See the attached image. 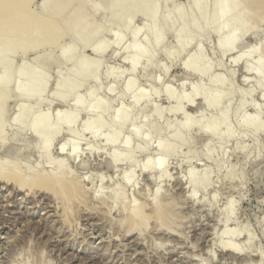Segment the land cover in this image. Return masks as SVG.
<instances>
[{"label": "rangeland", "instance_id": "374dc122", "mask_svg": "<svg viewBox=\"0 0 264 264\" xmlns=\"http://www.w3.org/2000/svg\"><path fill=\"white\" fill-rule=\"evenodd\" d=\"M77 1L83 3L77 7ZM77 1L61 7L62 15H52L54 22L66 21L68 14L81 12L83 5L89 8L97 0ZM41 2L31 0L21 12L39 15ZM107 3L97 17L86 14L76 19L74 28L62 36L53 27L56 35L51 30L50 37L39 38L44 29L38 21L33 22L35 32L30 38L22 30H12L11 23L3 28L11 25L15 34L0 37V77L6 78L0 97L14 95L6 98L0 112L4 128L0 167L7 171L15 164L27 182L53 175L62 181L59 188L70 183L75 193L79 190L75 195L71 191V195L55 197L29 187L19 191L13 183L0 180V264H264V85H256L251 64L247 73L246 61L231 62L235 53L244 54L255 46L254 61L261 65L264 78V3L253 6L258 11H248L247 1L238 0L233 15L231 0H201V17L198 11L190 13L189 0H146L150 7L156 5L157 23L151 24L134 11L113 35L114 17H109ZM244 12H250L249 18ZM183 18L190 21L185 25L190 38L179 48L173 33L177 26L167 25ZM72 31L77 38H72ZM233 33L243 35L230 51L219 48V42ZM155 34L164 40L146 50L156 56L152 67L146 68L143 41ZM135 36L141 38L139 49L130 48ZM199 45L202 60L198 69L204 74L197 76L182 63ZM131 60L138 61L133 71L128 66ZM79 68L94 70L96 80L77 73L72 87L52 100L50 96L59 88L56 79ZM24 69L46 70L48 80L33 89L29 82L13 87L14 77ZM111 71L121 74L114 79ZM218 74L217 86L223 85L231 95L222 94L207 108L203 98L213 97L218 89L209 79ZM127 82L134 87L132 94L146 91L137 103L130 99L131 93L122 91ZM168 90L172 91L169 100ZM96 103L99 109H82L83 105L92 109ZM21 111L25 114L16 119ZM119 111L126 117L116 122ZM73 114L72 124L61 121L57 135L45 145L28 129L31 124L50 129L56 125L55 116L64 119ZM43 115L49 116L47 123L40 120ZM185 120L189 126L181 130ZM251 121L261 126L259 133L251 129ZM86 123L100 126L85 132ZM213 128L217 132L227 128L229 133L220 132L214 139L202 135ZM141 130L150 132L148 151L128 153L123 143L135 139V132ZM175 131H181L182 142L174 153L159 155L155 143ZM71 135H76L77 142H72ZM112 136L115 143H107L106 137ZM74 144L77 152L72 155ZM137 144L132 141L133 146ZM44 148H48L47 157L41 155ZM111 151L127 155V160L111 166L107 157ZM160 157L163 163L155 169ZM144 161L150 162L152 170L141 169ZM130 172L132 179L126 183L124 176ZM153 172L160 177L154 201L157 177ZM205 180L207 186L202 188ZM153 205L159 206V212H153ZM229 206L232 216L228 221ZM133 207L141 212L138 218L129 216ZM220 237L251 254L255 251L261 259L249 253L229 257L217 245Z\"/></svg>", "mask_w": 264, "mask_h": 264}, {"label": "bare ground", "instance_id": "6f19581e", "mask_svg": "<svg viewBox=\"0 0 264 264\" xmlns=\"http://www.w3.org/2000/svg\"><path fill=\"white\" fill-rule=\"evenodd\" d=\"M30 1L31 0H0V37H2V39L12 35L14 33V32H12V30H14V31L15 30H17V31L18 30H22L24 32V35L27 37V34H29L28 38H30L29 36L33 32L34 26L37 24L36 21H38V24L39 25L41 24L40 25L41 28L44 29V30H42V31H44V32H42L44 35H40V37L37 35L39 38H41V36H42V38H46V36L50 37L51 35L48 36V33L51 32V30L54 31V32L52 31L54 34H55V30H56V34H57V31H58V33H59L58 35L62 36V34L66 33V32L68 33L70 31V29L72 30V28H74V24L76 22V19H80L81 17L85 16L86 14L89 15L88 18L90 16L97 17V15H99V13L101 11L102 6L105 4L106 1L108 2L107 3L108 5L106 6L107 7L106 9L110 13L109 17H111V18L114 17L113 18V24L111 22L112 31H110V33L112 35L116 31H118L120 29L121 25L125 21H127V20H125V19H127L126 17L131 15V13L134 12V11H136V14H134V15H139L141 17L148 18V20L150 21L151 24L157 23V21H158L157 20L156 5H153V6L150 7V4L146 3V0H139V1H133V0H97L89 8H87V7H85L83 5L84 9L81 10V12L80 11H76V13L74 15H73V13L71 14L72 16L70 14H68L70 16V18L68 17L69 19L67 18L66 21L65 20H61L62 23H60V22H56L55 23L54 19H53L54 17H52V15L54 16V15H57V14L58 15L61 14V13H59L61 11L60 9H62L61 7L64 6V8H65V6H66V8H67V6L75 5V2L77 0H42V2L40 4V8L42 10L41 13L39 15H34L33 13L30 12L34 16H32L31 14L25 13V11L21 12V10H22L21 8L25 7V5L27 3H29ZM213 1H214V3H218L221 0H213ZM246 1H247V4H248V9H247L248 11H251V10H253V11L257 10L258 11V9H254L253 6H256L257 3H259L260 6H262L263 3H264V0H246ZM200 2H201V0H189L190 13L198 11V6H199L198 3H200ZM82 3L77 1L76 2V6L78 7ZM238 4H239L238 0H231L230 9H232L233 15H236V12L238 11V8H239ZM120 8H122L123 11H121ZM177 9L179 10V8H177ZM45 10H49V11L45 12ZM62 11H63V13H65L64 10H62ZM27 12L29 13L28 10H27ZM198 12H200L199 15L201 17L204 16V12H202V10H199ZM103 13H104V10H103ZM223 13H225V12L223 11ZM249 13L250 12H248V14H246V12H244V14L246 15L247 18H249V16H250ZM60 18H61V16H60ZM253 18H255V17H253ZM184 19L185 18H183L182 20H180L178 22H168V25H167L168 28H171L173 26V24L177 26L173 30V33H174V37L178 41L177 44H178L179 48H182V47L186 46V44L188 43L189 38H190V35L185 30L186 20H188V19L187 18H186V20H184ZM92 20H93V18H92ZM254 21H252L251 26L254 25V23H255ZM33 22H35L36 24L34 25ZM93 22H94V20H93ZM7 23H9V24L11 23L12 24V27H13L12 30H10L11 29V25L9 26V29H6V30L4 29L5 31L3 30V28H6L5 24L7 25ZM53 23H55L56 25H54ZM188 23H190V21ZM32 24H33V26H32ZM39 25H37L38 26V27H36L37 29L39 28ZM96 26L99 27V28H103L100 25L98 26V24H96ZM53 27H56V29L54 30ZM34 32H35V30H34ZM45 32H47L46 33L47 35L45 34ZM72 32H73L72 33L73 34L72 38L73 39L77 38L78 34L75 31H72ZM25 33H27V34H25ZM36 34L34 36H36ZM54 34H52V35H54ZM18 35H20V33ZM242 35L243 34H240V33H239V35H237L236 33H233L232 35H230L227 38V40L225 42L224 41H220L218 47L219 48H225L226 51H230L232 49V45L236 42V39H239L240 36H242ZM34 36L32 34V37H34ZM43 36H45V37H43ZM26 37H24V38H26ZM34 38H32V39H34ZM2 39H0V46L2 45ZM140 39H141L140 37L135 36L134 37V43H133V45L130 48L139 49V46H138L137 43L140 41ZM163 40H164L163 35L155 34L150 39H147V40L143 41L144 53H143L142 57L144 58V60L146 59V61H145L146 62V68L147 67H152L151 66V63H153L152 60L156 57L155 55L150 54L146 50L149 49L150 46L159 45L160 43L163 42ZM123 49L126 50V49H128V47H123ZM61 50H63V49H61ZM255 50H256V47L252 46L251 47V51H249V50L248 51H244V54L241 53V52L240 53H235L233 55L232 59H231V62L234 63V64H238L239 62H245L246 61L247 65H246V70L245 71L247 73H248V71H250V65L249 64H251V68L256 70V73H255V76H254V79L256 80V85L257 86L258 85L259 86H263L264 85V78L262 76L261 65L258 62L254 61ZM201 60H202V50H201L200 45H199L196 48V50L192 54H190L183 61V63H182L183 68L187 72H192V73H194L197 76L198 75L199 76L203 75L204 74V70H199L198 69V65L201 62ZM137 64H138V61H134V60L129 61L128 62L129 69L131 71H133L134 69H136ZM7 70H9V67L7 68ZM118 72H120V71H118ZM118 72L111 71L110 76H112L114 79H116L121 74V73H118ZM77 73H79L80 76L86 75V77H89V80L91 82L96 80V77H97L96 72L94 70L90 71V69H85V68L84 69L79 68L78 70H76V72L71 73L70 76L69 75H66V76L64 75V77H58L56 80L59 83V88L53 92V94L50 96V98L52 100L57 99V98H61L62 95H63V92H65L66 90H68V89H70L72 87V79L79 78ZM219 77H220L219 74L210 76V79H209L210 80L209 81L210 84L215 83L216 87H218V89L216 90V94L213 97H204L203 98L204 105H206L207 108L212 106V105H214V103H217L219 97H221L222 94L231 95V92L226 93V92H228V90L225 89L223 87V85H218L217 86V82L219 80ZM5 79L6 78H4V76L0 77V89L1 90H2V88L5 85ZM47 80H48V76L46 74V70H44L43 72H35V71L31 70V69H24L23 71H20L14 77L12 83H13V87L18 88L22 83L29 82L30 85H31V89H33V88H35V87H37L39 85H42L43 82L46 83ZM123 86H124V88H123L122 91L124 93L127 92L130 95V93L134 89L133 85L130 82H127ZM194 90L195 89H193L192 93H194ZM251 90H253V89H251ZM137 91H134L136 93H134V92H133V94L131 93L132 96L130 95L131 96L130 99L132 100L133 103H137L139 100H141L143 98L144 95H146V91H141V90H140V92H137ZM251 93H253V92L251 91ZM12 95H14V94L12 93V94H10L9 96H6V97H4V96L0 97V112L3 109V107H4L3 104L6 101V98L7 97H12ZM262 96L264 97V93L262 94ZM184 98L185 97H183L180 101L185 100ZM167 99L168 100L172 99V91H170V90L167 91ZM99 108H100V104H98V103H96V105L93 106L92 109L90 108L89 105H87V106L83 105L82 106V109L85 110V111H93V110H96V109H99ZM24 114H25V111L24 112L23 111L19 112L16 115V119L22 118V116ZM220 115L221 116L225 115V111L222 110L220 112ZM74 116L75 115L73 114V115L68 116V117H66L64 119L61 118L60 116H55V124L56 125L53 128H50V129L43 128L44 126L35 128L33 124H31L28 129H31L29 131H33V133L36 135V137L39 140V142L41 143V145H45L46 143L50 142V140L53 137H55L57 135L58 129H59L58 124L61 121H64L67 125H71L72 122L75 120ZM156 116H157V112H156ZM125 117H126V115L124 113H122L121 111H119L116 114V116H115V121L117 122V121H120V120H124ZM48 119H49L48 115H43L40 118V120L43 123H47ZM99 126H100L99 124H93L92 125L91 123H86V124L83 125L82 129L85 132L86 131H92V130L98 129ZM188 126H189V123L187 122V120H185L183 122V127L181 128V130H185V129L187 130ZM260 127L261 126L259 124L254 123L253 121H251V129L252 130H255L257 133H259L260 132ZM3 129L4 128L1 127V125H0V132L1 133L3 132ZM22 129H25V128H22ZM217 130H218V128H213L210 131L206 130V131H204L202 133V135L206 136L208 139H210V138L214 139L216 137L215 134L218 135L220 132H222V134L226 135V134L229 133V129H227V128H225L224 131H220V132H217ZM148 134L150 135V132ZM148 134H146L145 131H143V130H141L140 132L139 131L135 132V139H133V140H136V142L138 144L136 146L135 145L133 146L132 145V141L133 140H127L125 143H123V147L128 151V153H130V152H141V150L144 149V148H145V151H148V148L150 146L149 143H148L149 142V140H148V136L149 135ZM180 134H181V131H175L174 133H171L170 136H166L165 135V139L164 140H159V141H157L155 143L154 149L156 148V151H157V153H159V155L160 154L164 155V154H172V153H174V150L176 149V145H178V144H180V142H182ZM2 139H3V136L0 135V140H2ZM70 139L73 140L72 142H74V140L76 139V135H71ZM114 139H116V137H114V136L109 137V138L106 137V142L114 144L115 143L113 141ZM75 142H77V141H75ZM169 143H171V145H169ZM76 145H77V143H76ZM76 152H77V148L75 147V144H74L73 148L71 150V154L75 155ZM41 155L43 157H47L48 156V148H44L42 153H41ZM107 157H108L109 164L111 166H114V165L117 166V164L122 163V162L127 160V155H119L115 151H111ZM162 163H163L162 157L157 158L156 162H155V169H158L162 165ZM13 166L15 167V164ZM16 166H18V164H16ZM14 167L11 166L6 171L5 168L1 166L0 167V180H4V181L7 180V182L9 181V182L13 183L15 186L18 187L19 191L21 189H25L26 187H29L27 189L31 190L33 188L34 191L37 190L40 194L41 193H44V194L45 193H48V194L52 193V194L55 195V197H57L56 195L57 194L59 195V193L61 195L62 194L64 195L65 193L66 194H70L71 191H73V189L76 188L73 184L72 185L75 188H72L73 186H71L70 183H69V185H65L64 184L65 187H60L59 188V186L62 184L61 183L62 181L60 180V178H58L56 176H53V175H49V174L36 176V180L34 182H32L30 180L27 182L28 179L26 180L24 177L19 176L17 171H16L17 167H15V169H14ZM141 169L142 170H146V171L152 170L150 162L149 161H144L142 163V165H141ZM153 173H155V172H153ZM151 175H152V173H151ZM155 175L157 177L156 173H155ZM190 177H192L191 174L189 175V178ZM131 179H132V173L131 172L124 176V181L126 183H129L131 181ZM151 179L153 180V178H151ZM157 180L159 181L160 177H157L154 180L155 188H153V189H155V190H154V192L152 194L153 201H154V198L157 196V193L159 191V189H158L159 183H158ZM63 181H64V183L68 182V181H65V180H63ZM191 184H192V182H191ZM200 185H201L202 188H205L207 186V180H205ZM30 190H28V191H30ZM76 190L78 192L79 189H76ZM74 191L72 192L73 194L75 193ZM62 192H64V193H62ZM77 192L75 194H77ZM80 192H82V191L80 190ZM157 205H153L154 206V211L153 212H155L156 210H157V212H159V208H158L159 206L157 207ZM135 208L136 207H133L132 209H130L131 212H130V215H129V216L134 217V218L137 217V215H141V212H139ZM142 209H139V210L143 211ZM159 216H160V214H159ZM231 216H232V209L229 206L227 208L226 220L229 221ZM141 218H142V216H141ZM131 219H133V218H131ZM132 229H133V227H132ZM221 238H223V237H220L219 240H217V245H218V247L220 249L225 251L227 253V255H229V257H231V258L234 257L233 259H235V257L243 256V255H246L247 253H249L250 257H251V255L252 256L256 255V257H258L259 260L261 259L260 258V254H255L256 253L255 251H253V253L251 254V251L245 250L243 247L239 246L238 244L234 243L233 241H229V240L221 241ZM248 240L250 241V239H248ZM222 253H224V252H222ZM254 258H253V260H254ZM253 260H249V261L252 263Z\"/></svg>", "mask_w": 264, "mask_h": 264}]
</instances>
